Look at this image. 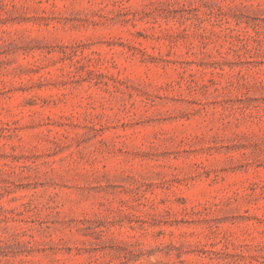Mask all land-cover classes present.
I'll use <instances>...</instances> for the list:
<instances>
[{"label":"rangeland","instance_id":"374dc122","mask_svg":"<svg viewBox=\"0 0 264 264\" xmlns=\"http://www.w3.org/2000/svg\"><path fill=\"white\" fill-rule=\"evenodd\" d=\"M0 264H264V0H0Z\"/></svg>","mask_w":264,"mask_h":264}]
</instances>
